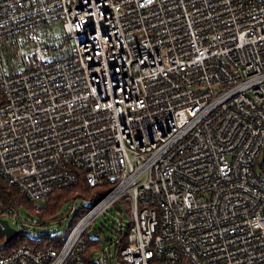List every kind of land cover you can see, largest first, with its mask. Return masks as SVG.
Returning <instances> with one entry per match:
<instances>
[{"label": "built area", "instance_id": "1", "mask_svg": "<svg viewBox=\"0 0 264 264\" xmlns=\"http://www.w3.org/2000/svg\"><path fill=\"white\" fill-rule=\"evenodd\" d=\"M79 171L115 186L0 264H86L121 203L123 264H264V0H0V177L40 212Z\"/></svg>", "mask_w": 264, "mask_h": 264}, {"label": "trees", "instance_id": "2", "mask_svg": "<svg viewBox=\"0 0 264 264\" xmlns=\"http://www.w3.org/2000/svg\"><path fill=\"white\" fill-rule=\"evenodd\" d=\"M78 184L72 188L56 191L49 203L46 205L43 211L37 212L34 204L25 196V194L17 187L9 184L7 181L0 177V218L6 219L13 218L14 220L22 221V216L18 213L20 207H25L28 211L34 215L39 216V226H45L47 222L55 221L58 219V215L68 206L70 203H76L82 201L84 203H91L92 206L103 199L115 186V184H106L102 187H91L87 182L84 172H77ZM118 206V205H117ZM91 208V207H90ZM89 208L83 206L79 214L75 216V222L81 218ZM31 215V214H30ZM127 235L120 233L118 238L119 243L116 248V257L120 263L123 264L121 258V251L127 245ZM51 236L49 234L41 235L39 238H31L26 234H21L14 238L10 244H6L5 236L0 229V254L8 253L20 245H30L37 248H44L48 246L59 247L61 237ZM87 252L84 257L86 264H97L95 255L98 253L94 244L87 243ZM101 251V248L98 249ZM103 254V251H101ZM98 256V255H97ZM101 262V259H98Z\"/></svg>", "mask_w": 264, "mask_h": 264}, {"label": "rangeland", "instance_id": "3", "mask_svg": "<svg viewBox=\"0 0 264 264\" xmlns=\"http://www.w3.org/2000/svg\"><path fill=\"white\" fill-rule=\"evenodd\" d=\"M85 206L87 208L92 207L91 203H84L82 201L76 202V210L69 216L68 213L72 208L70 203L66 208L58 215V219L55 221L47 222L45 226H39L40 218L28 211L25 207H20L17 211L22 216V221H18L13 218H7L10 225L17 229L19 233L26 234L31 238H39L41 235L49 234L51 236L68 235L70 230L75 226L74 220L80 209ZM31 214V215H30ZM121 220L124 224L130 220L128 213V204L121 203L112 206L107 212L103 213L92 227L86 232L87 243L94 244L98 253L95 255L97 264H122L116 257V241L120 237L119 223ZM103 251V254L101 253ZM98 255V256H97ZM102 256V257H101ZM99 262L98 259H101Z\"/></svg>", "mask_w": 264, "mask_h": 264}, {"label": "water", "instance_id": "4", "mask_svg": "<svg viewBox=\"0 0 264 264\" xmlns=\"http://www.w3.org/2000/svg\"><path fill=\"white\" fill-rule=\"evenodd\" d=\"M0 229L5 236L6 244H10L19 235V231L13 228L8 220L3 218H0Z\"/></svg>", "mask_w": 264, "mask_h": 264}]
</instances>
